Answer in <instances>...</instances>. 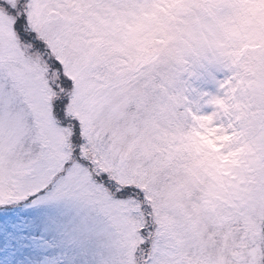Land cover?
I'll use <instances>...</instances> for the list:
<instances>
[{
  "label": "rangeland",
  "instance_id": "obj_1",
  "mask_svg": "<svg viewBox=\"0 0 264 264\" xmlns=\"http://www.w3.org/2000/svg\"><path fill=\"white\" fill-rule=\"evenodd\" d=\"M45 138L102 223L22 248ZM0 233V264H264V0H0Z\"/></svg>",
  "mask_w": 264,
  "mask_h": 264
},
{
  "label": "snow or ice",
  "instance_id": "obj_2",
  "mask_svg": "<svg viewBox=\"0 0 264 264\" xmlns=\"http://www.w3.org/2000/svg\"><path fill=\"white\" fill-rule=\"evenodd\" d=\"M43 147L33 163L41 173L52 172L59 167V182L49 199L62 198L63 202L54 206L36 207L29 217L30 223L22 231H31V235H21L20 240L30 241L21 247L36 246L39 241L46 240L53 232L75 242L79 237L95 230L102 221L93 216L88 206L80 196L83 179L77 170V165L70 159H64L61 150L55 143L46 138L41 141ZM4 235L0 233V236ZM2 264H14V261L4 260Z\"/></svg>",
  "mask_w": 264,
  "mask_h": 264
},
{
  "label": "trees",
  "instance_id": "obj_3",
  "mask_svg": "<svg viewBox=\"0 0 264 264\" xmlns=\"http://www.w3.org/2000/svg\"><path fill=\"white\" fill-rule=\"evenodd\" d=\"M15 32L18 37H20L21 41H23L25 44L31 45V50L35 48L37 51H41L44 49V43L41 40H38L34 33H29L26 31L27 22L26 18L24 16L20 17L18 20L15 21ZM57 65V62L55 63ZM64 82H66L64 80ZM65 100L61 99L59 101H55L54 103V112L58 119H61L65 115ZM70 122V121H69ZM71 123L74 126V141L79 142V130H78V123L75 120H71ZM74 144V143H73ZM76 153H79L78 146L76 144Z\"/></svg>",
  "mask_w": 264,
  "mask_h": 264
},
{
  "label": "bare ground",
  "instance_id": "obj_4",
  "mask_svg": "<svg viewBox=\"0 0 264 264\" xmlns=\"http://www.w3.org/2000/svg\"><path fill=\"white\" fill-rule=\"evenodd\" d=\"M227 85L229 86V83H227ZM222 95H223V92H218L217 93V97H222ZM227 102V101H226ZM217 105V106H216ZM219 106V102H217L216 101V103H215V107H218ZM210 121H212V118H210V117H208L207 118V122H210ZM235 177V176H234Z\"/></svg>",
  "mask_w": 264,
  "mask_h": 264
}]
</instances>
